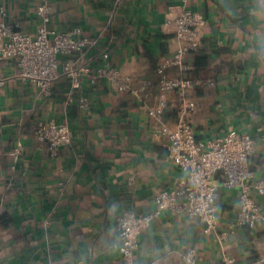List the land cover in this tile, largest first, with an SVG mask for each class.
<instances>
[{
  "label": "crops",
  "instance_id": "crops-1",
  "mask_svg": "<svg viewBox=\"0 0 264 264\" xmlns=\"http://www.w3.org/2000/svg\"><path fill=\"white\" fill-rule=\"evenodd\" d=\"M43 4L52 9L48 23L38 15ZM0 7L33 36L42 26L78 27L77 37L93 41L84 55L60 58L88 65L90 74L78 83L59 78L50 95L21 79L12 59L0 60V264H123L117 217L154 211L157 191L183 174L162 128H177L184 97L163 92L157 71L175 51L167 22L182 8L206 20L199 50L186 57L193 65L186 78L216 82L188 92L196 103L192 128L198 139L251 133L257 150L250 169L264 177V0H0ZM107 61L128 77L129 90L116 91L106 79L92 84ZM167 74L182 75L177 66ZM142 86L145 99L133 92ZM159 101L163 112L151 116ZM49 120L73 133L58 156L33 130ZM215 180L220 232L165 210L142 228L134 264L264 263V225L231 229L240 189L225 188L219 173Z\"/></svg>",
  "mask_w": 264,
  "mask_h": 264
},
{
  "label": "built area",
  "instance_id": "built-area-1",
  "mask_svg": "<svg viewBox=\"0 0 264 264\" xmlns=\"http://www.w3.org/2000/svg\"><path fill=\"white\" fill-rule=\"evenodd\" d=\"M51 7L43 4L38 8V15L44 23L51 19ZM174 32L175 51L169 58L157 66L161 76L160 88L163 92L177 89L183 95L179 108V121L174 130L163 127L162 131L169 138V158L183 172L174 185L157 191L154 211L139 215L125 212L116 219L119 231L118 250L123 264H134V254L139 246V234L151 221L165 210L185 213L198 218L204 225L206 233L220 232V214L218 204V186L215 180L219 173L224 187L239 188V205L230 228L257 227L264 225V203L256 196L264 198V177L259 178L250 169V158L256 153L255 138L249 132L241 133L230 130L223 136L198 139L189 119L196 103L188 97V92L197 85H215L214 80L186 78L193 65H188L186 57L199 50L200 37L205 28L204 16L194 10L182 8L167 22ZM81 29L76 27L69 31H49L45 26L39 28L37 35L26 33L18 23L7 20L4 7H0V60L12 59L19 68V76L31 85L50 95L56 80L66 76L73 83H78L83 74H90L88 65L75 66L72 61H61L73 55H84L93 44L88 37H77ZM107 59L109 53H103ZM177 66L181 76L171 78L167 69ZM106 79L116 91L129 90L128 77L110 62L98 67L91 75L92 84ZM146 86L133 92L145 99ZM165 107L164 101L149 109L151 116H159ZM38 138L48 144L53 156H58L61 149L72 143L73 133L66 123L55 120L41 121L33 127ZM228 232H221L224 239ZM194 262L193 257L189 258ZM224 264H240L233 257H227ZM252 264H264L256 261Z\"/></svg>",
  "mask_w": 264,
  "mask_h": 264
}]
</instances>
